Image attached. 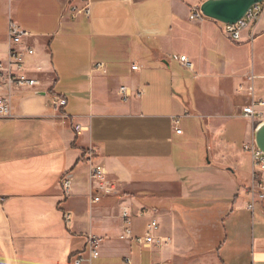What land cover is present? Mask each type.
<instances>
[{
  "label": "crops",
  "instance_id": "1",
  "mask_svg": "<svg viewBox=\"0 0 264 264\" xmlns=\"http://www.w3.org/2000/svg\"><path fill=\"white\" fill-rule=\"evenodd\" d=\"M206 1L0 0L2 55L20 27L41 81L12 90L13 117L0 119V264H73L91 236L101 255L84 264H264V201L248 208L245 151L260 124L243 115L252 88L264 95L248 81L264 77V11L236 43L222 23L190 19ZM72 6L90 15L72 18ZM231 118L246 121L237 154L215 138ZM125 213L135 239L159 223L154 245L120 238Z\"/></svg>",
  "mask_w": 264,
  "mask_h": 264
},
{
  "label": "built area",
  "instance_id": "2",
  "mask_svg": "<svg viewBox=\"0 0 264 264\" xmlns=\"http://www.w3.org/2000/svg\"><path fill=\"white\" fill-rule=\"evenodd\" d=\"M86 1V0H85ZM263 4L256 5L250 9L245 19L236 25H224L225 32L228 37L239 43L242 39V34L249 27L253 26L260 19L264 7ZM72 18L76 15L85 14L90 15V10L88 7L84 9H78L72 6L71 8ZM190 19L192 21H203L206 17L203 15L200 9L193 11ZM30 38V35L22 30L16 25L10 26V48L6 56H3L0 51V119H11L12 114V104H11V91L14 89H36L40 87L41 81L34 75L29 69V60L36 56V49L26 45L25 40ZM185 68L193 70V64L186 56L176 57ZM133 70H138V66H133ZM40 71V69L38 70ZM261 80L264 89V77H257L254 74L248 76V81L254 84L255 81ZM252 100L249 106L244 108L243 115L246 118H250L257 124H261L264 121V95L256 98L253 88L250 90ZM121 95L124 100H128L130 97L128 89L121 88ZM56 103L64 107L67 102L63 99H56ZM179 124V121H176ZM76 132L80 133L82 131L81 126L75 127ZM178 134L182 133V130H177ZM245 151L251 155L253 163V185H252V196L253 203L249 205V209H254L255 200L264 201V161H262V151L258 148L255 140L249 142L245 145ZM91 177L101 184L102 193H111L115 189L111 187L107 181V173L103 166L101 165H91ZM62 187L66 193H69L72 188L71 176L67 175L62 180ZM100 196H93L91 198L92 203H98L100 201ZM6 202V198L0 195V207ZM70 216L66 217L67 221H70ZM125 228L124 232L120 236L122 240L135 239L133 236V231L131 227L130 217L127 213L124 214ZM160 230V225L156 220H153L149 225V230L144 238L135 239L139 244L148 247L156 243L155 234ZM89 245V258H85L82 255L75 258L73 264H84L91 263L100 257V248L102 245V240L100 238L91 236L88 239Z\"/></svg>",
  "mask_w": 264,
  "mask_h": 264
},
{
  "label": "water",
  "instance_id": "3",
  "mask_svg": "<svg viewBox=\"0 0 264 264\" xmlns=\"http://www.w3.org/2000/svg\"><path fill=\"white\" fill-rule=\"evenodd\" d=\"M262 3L264 0H207L200 10L208 19L225 25H236L245 19L252 7ZM254 140L264 153V123L258 126Z\"/></svg>",
  "mask_w": 264,
  "mask_h": 264
},
{
  "label": "rangeland",
  "instance_id": "4",
  "mask_svg": "<svg viewBox=\"0 0 264 264\" xmlns=\"http://www.w3.org/2000/svg\"><path fill=\"white\" fill-rule=\"evenodd\" d=\"M263 7H264V4H263ZM245 131H246V121L245 120L231 118L229 120L224 121V128L222 129V132L216 135L215 138H216L217 143H221L220 141L224 140L225 137L228 138L229 139L228 147L230 143L233 145L235 143V148H232V147L231 148L233 149V151L235 150L237 154L238 152H241L243 150L242 148H243V142H244L243 139L245 138L244 137ZM229 132H233L236 137H232L233 135H230ZM224 147L225 146H223L222 148L224 149Z\"/></svg>",
  "mask_w": 264,
  "mask_h": 264
},
{
  "label": "bare ground",
  "instance_id": "5",
  "mask_svg": "<svg viewBox=\"0 0 264 264\" xmlns=\"http://www.w3.org/2000/svg\"><path fill=\"white\" fill-rule=\"evenodd\" d=\"M264 123V121L261 123V124H263ZM262 161H264V153L262 152Z\"/></svg>",
  "mask_w": 264,
  "mask_h": 264
}]
</instances>
